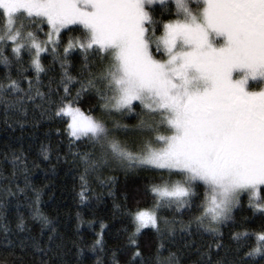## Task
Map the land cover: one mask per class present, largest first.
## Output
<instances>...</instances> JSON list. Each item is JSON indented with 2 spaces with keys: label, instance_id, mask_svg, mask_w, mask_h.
<instances>
[{
  "label": "snow or ice",
  "instance_id": "obj_1",
  "mask_svg": "<svg viewBox=\"0 0 264 264\" xmlns=\"http://www.w3.org/2000/svg\"><path fill=\"white\" fill-rule=\"evenodd\" d=\"M174 3L175 18L164 22L157 12H171L169 0H0V65L7 70L0 100L23 92L13 67L21 76L34 71L39 81L44 58L52 56L65 69L55 114L67 118L72 142L91 144V152L80 154L86 171L159 170L149 189L152 208L128 213L133 244L144 228L161 232V208L195 204L199 214L182 230L194 223L217 235L244 195L264 214V0ZM74 52L82 57L79 79L65 68ZM28 85L30 92L31 80ZM89 94L98 98L99 117L79 107ZM134 112L140 119L131 128L116 115ZM39 200L36 192L33 204ZM33 211L48 223L38 207ZM233 239L247 249L242 264H248L244 256L264 257V228ZM153 264H179V258L161 242Z\"/></svg>",
  "mask_w": 264,
  "mask_h": 264
},
{
  "label": "trees",
  "instance_id": "obj_2",
  "mask_svg": "<svg viewBox=\"0 0 264 264\" xmlns=\"http://www.w3.org/2000/svg\"><path fill=\"white\" fill-rule=\"evenodd\" d=\"M170 5L171 12L163 13L161 9L158 19L167 22L175 18V6ZM44 28L47 30V25ZM40 36L43 37L42 32ZM62 36L67 39L64 33ZM43 63L45 72L40 73L39 81L34 71L21 76L13 67L12 78L21 81L23 92L0 100V264H153L161 242L175 253L179 264H242L241 256L247 249L233 236L264 228V214L248 206L246 195L233 218L222 225L219 235L198 229L194 223L182 230V225H188L199 214L194 204L193 208L179 211L175 207L159 209L161 232L144 228L135 244L130 243L135 225L128 213L152 208L149 189L153 182H159V170H125L105 165L86 171L80 154L91 152V144L85 140L72 142L67 118L55 114L65 95V69L52 56H46ZM65 68L71 76L80 78L82 57L78 52L72 54ZM6 71L0 65V79ZM69 86L75 96L79 84ZM79 107L86 114H101L94 94L84 96ZM136 112L116 115L131 128L139 123ZM36 192L40 193L38 205L33 204ZM193 200L198 201L199 197ZM34 207L39 208L48 223L34 216ZM173 223L174 231L170 227ZM101 234L102 245L93 248ZM217 244L221 245L219 249ZM136 251L140 257H135ZM244 260L248 264H264V257L244 256Z\"/></svg>",
  "mask_w": 264,
  "mask_h": 264
},
{
  "label": "rangeland",
  "instance_id": "obj_3",
  "mask_svg": "<svg viewBox=\"0 0 264 264\" xmlns=\"http://www.w3.org/2000/svg\"><path fill=\"white\" fill-rule=\"evenodd\" d=\"M169 3H173L174 6H175L174 0H169ZM156 7H160V6L157 5ZM162 10H163V9H162ZM162 10H161V11H162ZM162 12H163V13H166L165 10H163ZM174 14H175V12H174ZM173 19H174V18H173ZM119 117H121V116H119ZM122 138H123V137H122ZM134 139H136V138H134V137H130V138H129V143L131 144L132 141H133ZM244 196H245V195H244ZM244 196L241 197V200L243 199ZM238 207H239V206H238ZM238 207H237V208H238ZM237 208H235L234 211H235ZM234 211H233V213H234ZM233 213H232V215H233ZM224 224H225V223H224ZM222 225H223V224H222ZM222 225L219 226V231H220Z\"/></svg>",
  "mask_w": 264,
  "mask_h": 264
}]
</instances>
